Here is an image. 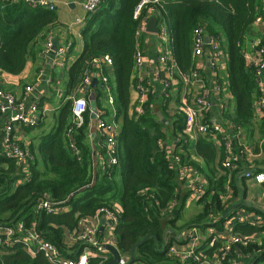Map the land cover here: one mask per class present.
Wrapping results in <instances>:
<instances>
[{"label":"trees","instance_id":"trees-1","mask_svg":"<svg viewBox=\"0 0 264 264\" xmlns=\"http://www.w3.org/2000/svg\"><path fill=\"white\" fill-rule=\"evenodd\" d=\"M142 1L105 0L96 14L87 15L82 28L83 54L67 72L69 97L75 94L92 57L106 54L113 59L112 92L116 99L117 119L122 123L118 139L119 166L112 170L96 166L89 141L92 108L102 111L103 119L111 116L99 85L94 91V100L89 101L82 126L74 124L69 99L59 109L53 130L43 135L37 146L28 147L34 158L29 162L28 179L24 180V174L18 173L15 161L0 156V224L14 225L23 221L27 228L33 227L61 249L65 232L75 229L80 218L94 215L103 207L117 206L121 210V219L116 230V245L121 254L131 256L137 244L149 237L136 248L135 261L138 264H174L159 251L163 248V233L176 225V219L168 218L167 208L176 201L178 217L190 193L182 189L167 154L157 146L166 135L162 131L163 122L152 114V100L149 99L143 115L135 113V56L138 30L146 11L139 20L134 19V13ZM160 11L170 26L173 58L182 75L189 74L194 68L192 36L195 29L204 27L208 35L224 39L228 46L227 77L234 110L227 118L230 123L248 131L252 126L255 103L261 94L255 71L246 62L245 38L256 18L264 14L263 0H173L162 4ZM56 23L54 11L33 8L24 2H0V71L21 74L32 45ZM43 121L36 128L42 127ZM184 126L185 119L178 116L174 127L182 131ZM72 140L79 156L71 150ZM197 148L207 162H210L209 158H215L208 137H201ZM176 154L182 162L194 166L182 153ZM223 154L225 159L224 151ZM227 180V176L217 180L211 178L210 188L199 202L202 210L194 223L181 230L193 225L203 227L211 215L218 217L216 228L222 229L224 215L231 208L230 203L220 197H227ZM46 199L68 211L57 216L38 212L36 206ZM257 214L264 219V213ZM262 232L264 224L260 227L239 224L234 228V233L242 236ZM261 243L253 242L240 250L245 254L262 250L257 259L259 262L264 259V237ZM0 262L49 264L43 256L30 257L20 245L11 249Z\"/></svg>","mask_w":264,"mask_h":264},{"label":"built area","instance_id":"built-area-1","mask_svg":"<svg viewBox=\"0 0 264 264\" xmlns=\"http://www.w3.org/2000/svg\"><path fill=\"white\" fill-rule=\"evenodd\" d=\"M168 1L173 0H143L137 6L134 13L135 20H139L144 11H146L145 17L141 18L138 35L144 31L143 29L152 18L156 19L158 29L156 36L161 42V48L158 51L159 71L157 70L156 75L163 87L165 101L171 99L175 86L179 83L191 88L199 86V93L194 99L193 105L184 102L180 108L181 112L187 117L186 133L191 138L194 135V131H196L203 136L219 139L226 155L222 162V168L234 172L238 169L239 163L244 157V150L241 144L235 150V143L239 140L242 128L232 123L229 124L228 128H225L220 122H203L204 116L210 110L211 102L209 101V91L202 84L198 59L204 56L205 48L209 46L211 66L218 68L222 59V40L208 35L204 27L200 26L195 29L192 36L194 68L187 75L179 73L173 58L170 26L160 11L162 4ZM0 2H24L33 8H44L50 11L55 9L54 5L47 2V0H0ZM104 3L105 0H87L84 4L85 13L87 15L96 14ZM262 22L263 17L260 15L256 18L254 24ZM81 23L82 21L78 20V24ZM206 37L209 38L208 44ZM71 47L72 44L68 43L54 51L56 65H59L64 60ZM53 48L52 35L48 34L44 45V53H51ZM260 52L262 59L250 65V67L255 71L256 84L261 94L256 102V110L261 113L264 120V49L260 48ZM144 65L145 56L138 42L134 73L140 71ZM113 69L114 62L109 55L103 54L92 57L86 65L75 94L70 98L74 124L80 127L83 125L84 116L89 108V101L95 98V89L92 88L95 79L98 80V86H101L105 94L106 105L111 113L108 120L103 119L104 113L102 111L99 113L91 110L96 114V119L94 120L98 121L97 136L93 140L92 145L93 157L95 165L103 170L115 169L120 164L118 139L122 123L121 119H117L116 99L112 92L113 85L110 72ZM136 91L135 113L143 115L148 103V90L142 80L137 83ZM226 107V103L222 104L221 110L224 112ZM7 112H10V116L6 124L0 127L3 134V148L0 150V156L15 161L19 170L18 173L24 174L22 176L26 180L29 178V162L33 161L34 158L28 148H22L19 143L13 140L14 128L15 126L24 129L36 128L45 116L39 103L36 102L27 109L25 103L19 101L12 92L0 88V115ZM70 147L76 156L80 155L73 140ZM161 147L163 148L162 145ZM167 159L170 163L176 164V170L180 178L185 180L187 191L190 193L188 196L189 201L201 202L206 194V183L200 178L199 172L182 162L176 152L168 153ZM244 175L254 185H264V170L260 172L249 170ZM20 183L19 181L18 184ZM220 197L224 201H228L227 197L223 198V195ZM59 205L46 199L36 206V210L38 212L44 211L46 214L54 216L68 211V208ZM175 206L176 201L171 202L167 212H170ZM120 219L121 210L117 206L103 207L97 210L94 215L80 218L75 229L65 232L63 248L61 249L47 240L41 233L35 231L33 227L27 228L23 221L14 225L0 224V260L9 254L11 249L20 245L30 257L43 256L49 264H110L113 260L111 248H115L120 255L118 264H138L135 259L131 262V256L122 255L116 245V230ZM217 224L218 217L211 215L209 222L205 226L193 225L187 227L181 235V240L171 244L165 242L163 252L168 258L167 260L174 264H241V259L245 256V253L240 250V247H247L255 242L256 239L254 236L238 235L234 233V228L239 224H250L260 227L263 226L264 219L255 212L244 215L235 211L230 213V216L225 217L221 230L216 228ZM0 264L2 263L0 262Z\"/></svg>","mask_w":264,"mask_h":264},{"label":"crops","instance_id":"crops-1","mask_svg":"<svg viewBox=\"0 0 264 264\" xmlns=\"http://www.w3.org/2000/svg\"><path fill=\"white\" fill-rule=\"evenodd\" d=\"M86 1L87 0H47V2L53 4L55 7L54 12L57 14V23L45 30L43 35L32 45L26 59L25 68L21 74L11 75L0 71V88L12 92L19 101L25 103L27 109L34 103H39L45 116L44 121L42 120L43 125L40 128L24 129L15 126L13 140L19 143L22 148H28L31 145L37 146L41 141L40 138L53 130V127L56 125V116H58L59 109L72 97L67 96L69 93L67 72L81 57L84 51L82 28L87 17L84 10ZM261 16L263 17V22L253 24L246 34L245 58L248 66L262 59L260 48L264 49V14ZM78 20L82 21V23L78 24ZM143 30L144 31L139 33L138 39L141 50L145 56V65L140 71L134 73L135 84L133 86V96L137 103L136 86L139 80H142L148 90V101L151 99L153 102L152 114L159 120H165L167 122L166 125L163 124L164 128H162L166 138L157 143L158 148L164 151L165 154L178 152L186 156V159L194 164V166L191 167L199 172L200 178L206 183V193L210 188L209 181L211 178L217 180L222 176H227L228 182L225 184V188L228 191L226 194L228 202L231 207L239 205V207L233 209L231 213L235 211L236 213L241 212L244 215L252 212L256 214L257 212L260 214L264 213V185H254L247 180L244 175V173L249 170L254 172L264 170V120L261 113L256 110V103L252 126L248 131L241 129L239 140L235 143V150L238 149L240 144L244 150V157L239 166L240 169L238 168L237 172L227 171L226 173L222 168L224 154L219 139L208 137V142L212 144L215 158H209L210 162H207V159L199 153L197 148L199 139L201 137L205 138L206 136L194 131V135L191 138L185 130L187 117L181 112L180 108L183 106L184 102L193 105L194 99H196L199 93V86L191 88L178 82L179 84L175 86L174 94L171 99L165 101L163 97V87L156 75L157 70L159 71L158 51L161 48V42L156 34L147 32V26ZM48 34L52 35L54 47L56 48L68 43L72 44L68 54L59 65L55 63L54 50L49 54L44 53V45ZM227 48V44L224 39H222V59L218 68H213L211 66L209 61V46L205 48L204 56L198 59L202 75V84L204 88L209 91V101L211 102L210 110L208 114L204 116L203 122H220L225 128H228L229 124H231L227 118V114H232L234 111L230 103L232 97L229 92L230 83L227 77L229 61ZM110 78L114 86V69L110 72ZM104 103L107 107L106 100ZM225 103L227 107L223 112L221 110V105ZM93 111H98L100 113L96 108H94ZM159 114L162 118L158 117ZM9 116L10 112L0 115V127L6 124ZM178 116H182L185 119V126L182 131H177L174 127V121ZM106 119L108 120V118ZM97 126L98 121L91 119L89 137L91 145H93V140L97 136ZM231 133L234 134L233 132ZM2 148L3 134L0 129V150H2ZM170 164L171 168L177 173V178L181 183L182 189L187 192L186 182L180 178L176 170V164ZM212 172H214V174ZM210 176L211 178H209ZM249 191L253 193L250 194ZM202 207L201 204L199 205V203L191 202L187 199L185 208L178 217L176 214L177 209L174 208L168 212V218L176 219V225L174 227H169L163 233V248L159 250L160 253H164L163 249L165 242L171 244L172 242L181 240V235L187 228L185 227L181 230L182 226L184 227V225L187 224L181 221V216L183 217V214L189 211L194 213L193 216L196 217L202 210ZM117 208L120 209V207ZM252 236L256 239L255 242L258 243L257 245L262 244L261 240L264 237V232L256 233ZM261 254L262 250L245 254L240 263L264 264V259L257 262ZM162 264H169V262Z\"/></svg>","mask_w":264,"mask_h":264},{"label":"water","instance_id":"water-1","mask_svg":"<svg viewBox=\"0 0 264 264\" xmlns=\"http://www.w3.org/2000/svg\"><path fill=\"white\" fill-rule=\"evenodd\" d=\"M147 32H148V33H152V34H157V33H158V29H157V21H156V19L152 18V19L149 21V23H148V25H147ZM206 42L209 43V38H208V37H206ZM56 49H57L56 47L53 48L54 51H55ZM97 86H98V80L95 79V80L93 81L92 88H93V89H97ZM94 108H95V107H93V110H94ZM158 117H159V118H162V116H161L160 114L158 115ZM91 119H92V120L96 119V114L93 113V112L91 113ZM162 122H163V124H165V125L167 124V122H166L165 120H163ZM93 156H94V153H93ZM77 193H78V192L74 193L73 195H71V197H73V196L76 195ZM237 207H239V205H234V206H232V207L230 208V211L233 210V209H236ZM230 211H229V212H230ZM229 212H228V213H229ZM228 213H226V214L224 215V218L227 216ZM153 238H154V240H155V242H156V238H155V237H153ZM148 239H149V237H147V238H145L144 240H142L141 242H139V243L137 244V246L132 250V253H131V262L134 261V258H135V250H136V248H137L138 246L142 245L143 243H145ZM111 250H112V253H113V261H112L110 264H118L119 259H120V255H119L118 251H117L115 248H111Z\"/></svg>","mask_w":264,"mask_h":264},{"label":"rangeland","instance_id":"rangeland-1","mask_svg":"<svg viewBox=\"0 0 264 264\" xmlns=\"http://www.w3.org/2000/svg\"><path fill=\"white\" fill-rule=\"evenodd\" d=\"M249 193L251 194L253 192L249 191ZM193 215H194V213L187 211L183 214V217L181 216V221H183V223H187L185 225H190V224L194 223L195 216H193Z\"/></svg>","mask_w":264,"mask_h":264}]
</instances>
